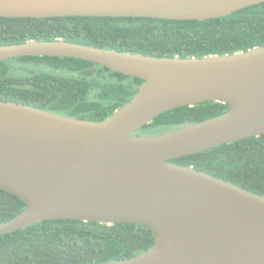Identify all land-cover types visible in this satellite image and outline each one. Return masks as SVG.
<instances>
[{"label": "water", "instance_id": "1", "mask_svg": "<svg viewBox=\"0 0 264 264\" xmlns=\"http://www.w3.org/2000/svg\"><path fill=\"white\" fill-rule=\"evenodd\" d=\"M264 0H0V17L209 19ZM62 56L143 79L101 121L0 99V188L26 207L0 235L49 219L148 227L147 251L93 264H264V195L193 166L185 155L264 134V45L204 57L153 56L65 40L0 45V60ZM206 101L220 115L159 134L158 115Z\"/></svg>", "mask_w": 264, "mask_h": 264}, {"label": "trees", "instance_id": "2", "mask_svg": "<svg viewBox=\"0 0 264 264\" xmlns=\"http://www.w3.org/2000/svg\"><path fill=\"white\" fill-rule=\"evenodd\" d=\"M65 40L153 56L204 57L264 45V2L209 19L55 16L0 17V45ZM143 79L92 61L62 56L0 60V99L101 121L130 101ZM228 103L206 101L158 115L137 133L159 134L217 116ZM172 161L193 166L264 195V134ZM26 207L0 188V223ZM140 224L49 219L0 235V264H93L126 259L152 248Z\"/></svg>", "mask_w": 264, "mask_h": 264}]
</instances>
